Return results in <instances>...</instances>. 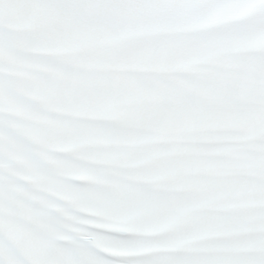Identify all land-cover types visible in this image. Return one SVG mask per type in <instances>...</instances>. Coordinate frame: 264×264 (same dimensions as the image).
<instances>
[{
	"label": "snow or ice",
	"instance_id": "snow-or-ice-1",
	"mask_svg": "<svg viewBox=\"0 0 264 264\" xmlns=\"http://www.w3.org/2000/svg\"><path fill=\"white\" fill-rule=\"evenodd\" d=\"M0 264H264V0H0Z\"/></svg>",
	"mask_w": 264,
	"mask_h": 264
}]
</instances>
